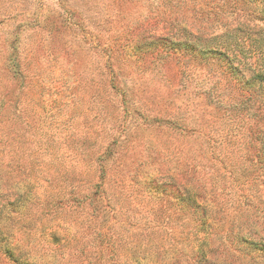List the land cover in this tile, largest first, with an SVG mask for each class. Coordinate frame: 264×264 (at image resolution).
<instances>
[{
  "label": "rangeland",
  "instance_id": "obj_1",
  "mask_svg": "<svg viewBox=\"0 0 264 264\" xmlns=\"http://www.w3.org/2000/svg\"><path fill=\"white\" fill-rule=\"evenodd\" d=\"M16 37L26 79L0 109V264L219 263L264 227L248 150L264 145V0H0V93ZM107 145L145 162L133 181L101 172ZM158 175L188 193L155 192ZM72 184L112 208L56 209Z\"/></svg>",
  "mask_w": 264,
  "mask_h": 264
},
{
  "label": "trees",
  "instance_id": "obj_2",
  "mask_svg": "<svg viewBox=\"0 0 264 264\" xmlns=\"http://www.w3.org/2000/svg\"><path fill=\"white\" fill-rule=\"evenodd\" d=\"M10 41L11 45H9V53L6 60V70L8 72L7 78L9 80V87L0 93V109H2V112L6 109L7 104L18 102L19 92L16 93V89L18 88V85L21 86L24 80L26 79V73L23 69V63L20 62V60L18 59V56L20 55H18L17 52L13 54L10 53V49L13 51L18 50L17 47L14 45L15 42H19L18 37ZM161 48L164 49L162 46ZM113 77L114 76H112V78ZM256 77L259 78L261 76L256 75ZM258 98V96H254L253 94L249 95L250 107L254 109V115L255 111L257 112L258 110H261V106H263V102H261ZM256 140L257 138L255 139V141ZM121 146V150H124V153L122 154L120 150L116 148V145H107L103 149V151L101 153L99 152L97 157H95V163H97V165L99 164L101 172L105 173L107 177H112L111 174L114 173L113 171L119 170V174L121 175V178L123 180L128 179V181H133V178L141 173L140 167L145 162H140V160H137L135 162L127 163V160H124V157H127V145ZM173 147L175 148L176 146L173 145ZM248 150L250 151V155H253V157L251 158L252 161L249 162V165L252 166L255 172L258 170L260 171L259 176L261 178L259 177L260 179L257 178L256 180H259V184L262 186V188H264V145H248ZM179 151L180 149H178V152ZM118 158L120 159V161L117 160ZM109 166H111L112 168ZM194 167L195 166L190 165L189 168L190 172H192L193 175L195 173ZM204 173L207 174V172ZM65 184H68V182ZM152 184H154V187L152 188L155 190V192H159L162 195L165 194L166 197H169V195H177L179 197H183V193H188L187 189L177 184V182L173 179V176L168 177L166 175H158V177L153 178ZM69 187L70 188H68V190L66 189V192L62 195V197L58 199L57 203L55 202L56 204L54 206L56 209L63 208V206L69 204V202H74L76 206L80 208H84L86 206L91 207V211L93 212L92 216L96 214L97 217L105 208H112V206L110 205L111 203L107 202V204H102L100 200L101 197H98L96 200L92 199V197L87 194V190L89 189H87V187L82 188V186H76L73 184ZM93 187H95L96 189H98L99 187L98 190H100L103 187V183L100 185H95ZM77 188L81 189L78 195ZM166 197L161 198L160 201L164 202L165 204H168L169 200H166ZM3 207L4 205L0 204V213ZM159 216H161V214ZM167 220L169 221V217H167ZM154 224L155 226L160 225L159 222L157 224ZM238 242L241 245L237 246L236 248L238 253L236 251L232 252L234 255L232 258L231 254L232 259H228L227 261L219 263L216 260H208L204 255L200 256L199 259L200 261L202 260L204 264H264V227L260 230H257V228L254 226V223L253 225H249L246 228L245 236L241 235V237H239L238 239ZM224 250L225 249H223V251ZM246 251H249L250 253L246 254ZM246 258L248 259L246 260ZM241 259L246 261V263L241 262Z\"/></svg>",
  "mask_w": 264,
  "mask_h": 264
}]
</instances>
